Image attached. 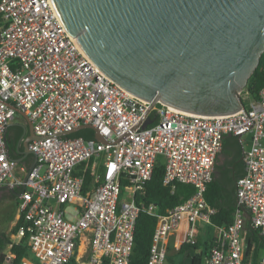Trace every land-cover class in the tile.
I'll return each instance as SVG.
<instances>
[{
  "label": "built area",
  "instance_id": "obj_1",
  "mask_svg": "<svg viewBox=\"0 0 264 264\" xmlns=\"http://www.w3.org/2000/svg\"><path fill=\"white\" fill-rule=\"evenodd\" d=\"M240 98V111L215 117L144 102L92 63L50 0H0V187L19 191L6 259L23 241L33 260L20 264H129L144 212L156 219L147 264L166 263L169 237L182 225L184 243L194 245L199 223L215 233L202 264H251L245 222L264 240V86L257 98L244 90ZM17 111L41 137L29 144L36 162L25 180L27 170L9 156L5 139ZM146 119L151 122L142 128ZM81 125L96 128L106 142L64 135ZM227 136L242 147L243 175L235 185L232 222L214 226L217 210L204 194ZM159 157L163 186L194 189L164 215L137 201ZM88 159L93 179L85 190L73 171Z\"/></svg>",
  "mask_w": 264,
  "mask_h": 264
},
{
  "label": "water",
  "instance_id": "obj_2",
  "mask_svg": "<svg viewBox=\"0 0 264 264\" xmlns=\"http://www.w3.org/2000/svg\"><path fill=\"white\" fill-rule=\"evenodd\" d=\"M65 30L115 85L144 102L201 116L241 110V92L264 52V0H50ZM21 125L22 157L34 135ZM146 119L142 128L150 124ZM10 125H13L12 123ZM9 125V126H10ZM100 143L105 139L90 125ZM14 193L9 185L1 186ZM19 195L15 194L17 197Z\"/></svg>",
  "mask_w": 264,
  "mask_h": 264
},
{
  "label": "trees",
  "instance_id": "obj_3",
  "mask_svg": "<svg viewBox=\"0 0 264 264\" xmlns=\"http://www.w3.org/2000/svg\"><path fill=\"white\" fill-rule=\"evenodd\" d=\"M264 86V52L261 54L257 68L247 81L244 91L248 92L250 97L257 98L259 90ZM22 136V128L13 124L8 126L5 139L8 146V150L13 151L14 155L9 153L11 158L22 157V146H18V142ZM81 137L83 139H90L93 137V133L90 130H80L73 134H70L68 138ZM32 158L27 156L25 158V167L28 168ZM91 159L83 161L74 168L73 174L82 178L84 183V189L87 190L92 183L93 173L90 169ZM163 162L158 159L151 176V179L146 183L145 197L140 198L137 201H144L146 204H154L159 215H164L166 212L176 205L184 202L191 197L194 193V189L190 185L176 184L173 192L170 187L163 186ZM17 191V188H13ZM9 197L16 199L13 192H8ZM205 199L210 206L217 210L216 214L211 217V222L214 226H227L232 222V215L235 209L236 197L234 189H224L222 185L215 179L209 183L205 190ZM16 210V205H15ZM14 215H11L7 220V225L13 222ZM156 225V219L147 215L144 212H140L136 220L134 234H133V246L131 248L129 264H147L149 258L150 247L152 244V236ZM9 228V227H8ZM7 230V229H6ZM16 231V226L11 228V233ZM243 239L246 244V257L251 258V264H258L259 258L264 254V240L259 234L258 230H254L250 227L246 221L244 226ZM9 244V234L4 232L0 233V264H20L24 258L33 260L29 251L22 241L17 245H13L9 252L14 255L11 260L6 259V253ZM212 242H206L204 249L208 250ZM168 248V247H167ZM197 243L194 245H183L179 252H185L189 249H196ZM169 252L167 249L166 260ZM200 256L192 255L190 257L189 264H201ZM72 264L74 262L72 261Z\"/></svg>",
  "mask_w": 264,
  "mask_h": 264
},
{
  "label": "crops",
  "instance_id": "obj_4",
  "mask_svg": "<svg viewBox=\"0 0 264 264\" xmlns=\"http://www.w3.org/2000/svg\"><path fill=\"white\" fill-rule=\"evenodd\" d=\"M18 119H14L12 124H17L19 126L25 125V119L20 114L17 113ZM21 158V157H20ZM15 159H18L15 158ZM20 165L25 167V160L23 159ZM26 168V167H25ZM27 170V168H26ZM243 175V163H242V147L238 143L237 139L231 136H227L224 138L222 143V150L218 154L214 169H213V179H215L217 182H219L224 189L228 190L232 187L235 192V185L238 178H240ZM7 191L11 192L10 190H3L0 189V192ZM14 197L17 200V197L14 195ZM17 203V202H16ZM16 215V210H15ZM14 215L13 222H11V226L16 220ZM202 227H209L212 229V231L207 232L204 234L203 240V246H200V239L202 236ZM184 228L185 225H182L181 230L177 231V233L172 234L169 237L167 249H168V256L165 264H189L190 257L192 255L194 256H200L201 264L203 263L204 257L207 255V251L204 249V245L206 242H209L211 238L214 236V230L212 227L199 223L198 224V236H197V248L193 249L195 251V254H190L189 250L185 252H179L181 247L185 245L183 237H184Z\"/></svg>",
  "mask_w": 264,
  "mask_h": 264
},
{
  "label": "rangeland",
  "instance_id": "obj_5",
  "mask_svg": "<svg viewBox=\"0 0 264 264\" xmlns=\"http://www.w3.org/2000/svg\"><path fill=\"white\" fill-rule=\"evenodd\" d=\"M14 119H18L17 114L14 116ZM159 159L162 160V157H159ZM16 202H17L16 199L9 197L7 191L0 192V233L4 232L7 235L9 234L11 223L10 225L9 224L7 225V220L11 215L14 214L15 205L17 204ZM209 231H212V229H210L209 227H202L200 246H203L202 238H204V234H206ZM4 252L7 253V249H5ZM189 252L190 254H195V251L193 249H190Z\"/></svg>",
  "mask_w": 264,
  "mask_h": 264
},
{
  "label": "flooded vegetation",
  "instance_id": "obj_6",
  "mask_svg": "<svg viewBox=\"0 0 264 264\" xmlns=\"http://www.w3.org/2000/svg\"><path fill=\"white\" fill-rule=\"evenodd\" d=\"M9 153L12 154V155H14V152H13V151H10V150H9ZM24 160H25V159H24ZM3 190H5V189H3ZM18 193H19V191L17 190V191H14L13 194L15 195V194H18Z\"/></svg>",
  "mask_w": 264,
  "mask_h": 264
}]
</instances>
